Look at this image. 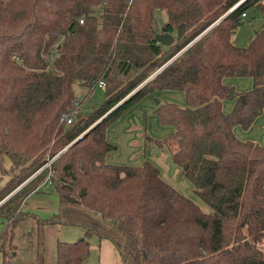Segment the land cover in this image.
Returning a JSON list of instances; mask_svg holds the SVG:
<instances>
[{"label":"trees","instance_id":"trees-1","mask_svg":"<svg viewBox=\"0 0 264 264\" xmlns=\"http://www.w3.org/2000/svg\"><path fill=\"white\" fill-rule=\"evenodd\" d=\"M239 1L0 0V157L10 159L0 188L1 264H15V226L27 219L22 235L34 256L22 264H46L51 224L83 229L77 240H56L55 264H83L92 235L110 239L122 264H264V144L234 131L264 110V23L242 44L233 38L244 22L264 18V0L229 11ZM157 10L169 32L185 25L170 45L156 38ZM228 76L253 85L239 91ZM100 80L105 101L77 117L73 82L85 99ZM157 89L182 91L186 104L160 101L155 113L172 131L145 139L168 149L210 211L150 160L107 159L117 149L108 127ZM226 99L234 100L229 111ZM45 182L58 196L56 213L22 211Z\"/></svg>","mask_w":264,"mask_h":264},{"label":"rangeland","instance_id":"rangeland-1","mask_svg":"<svg viewBox=\"0 0 264 264\" xmlns=\"http://www.w3.org/2000/svg\"><path fill=\"white\" fill-rule=\"evenodd\" d=\"M156 19L160 33L163 31V27L165 25V22L167 21V14L163 10H157ZM261 23H264V18L260 16H258L255 20L253 19V21L244 22L242 25L239 26L233 38H235V40H237L238 42L248 41L250 35L254 34L255 30L259 28ZM176 33L177 30L173 32L174 35H176ZM233 79H235V82H231L233 81ZM241 80L242 79L240 78H236V76H228L225 78V82H231L234 85H237V87L239 88L244 87V84H242ZM73 91L76 100H82L78 108V114L84 117L89 115L97 106L102 104L106 99L105 89L98 85L94 87L92 92L85 99H83V96L86 92V88L81 85L78 81L73 82ZM172 92L173 96L175 95L174 98H169L171 93H166L164 90L157 89L148 93L108 127L107 133L110 134L109 138L112 139L111 141L117 145V149L114 150V153L124 163L140 162L142 160L144 152L152 155L149 146L153 147L152 151H158L159 149L163 148L167 153L169 152L166 147L159 146L154 141L146 140L144 138L146 136V133L154 138H162L170 133L168 126L162 125L160 123L155 113V107L158 104L156 102L157 99H160V101H178L180 99L178 98L179 96H181L183 99L185 98L184 93L180 90H174ZM228 102V99H226L224 104L226 108L228 106ZM253 128L254 131H251L252 129H250L249 132H251L252 136L255 138L254 140H257V142L259 141V143L261 141L262 143V141H264V132H261L259 130L258 123H256ZM245 132H248V129H246ZM145 144L148 146H145ZM162 159L167 160L168 158L166 159V157L164 156V158ZM164 160H162L163 165L165 169H167L168 160ZM9 167L10 159L6 154H3L0 157V188L5 184V182L10 176ZM177 178L178 181L174 180V183L180 187L182 193L196 201L203 208V210L210 211V207L202 200H200L194 193L193 185L190 180L187 177L183 176L181 173L178 174ZM41 190L44 192H52V189L48 188H41ZM48 226L51 225H47L44 228V251L45 255H49L50 257V255H54V243L57 240V235H59L58 237H60V240H64L66 239V234L68 232L64 228L61 232H56L55 228ZM1 228L2 222L0 219V230ZM30 229L31 224L28 219L15 226V243L17 244L14 256L15 264H22L24 262H27L33 254V251L26 247V237L22 235V232L28 233Z\"/></svg>","mask_w":264,"mask_h":264},{"label":"crops","instance_id":"crops-1","mask_svg":"<svg viewBox=\"0 0 264 264\" xmlns=\"http://www.w3.org/2000/svg\"><path fill=\"white\" fill-rule=\"evenodd\" d=\"M232 77H235V76H232ZM236 78L242 79L241 82H242V84H244V87H242V88H239V87H237V85H235L237 90H239V91L248 90L253 85V79L250 76H238V77L236 76ZM231 82H235V79H233V81H231ZM231 84H233V83H231ZM164 91L166 93H169V92L171 93L169 98H174L175 95L173 96V92H172L174 90H164ZM178 98H180L178 101L176 99H172V100H176L178 102V104H180V105L186 104L185 98L183 99L181 96H179ZM176 101H174V102H176ZM228 101L229 102H228L227 108L224 106L225 100L223 103L225 111H229L234 104V100H228ZM263 115H264V113L260 114L255 119V121L253 122L254 125L256 123L259 124V130L261 132H264L263 131L264 130ZM254 125L251 128H248V132L250 131V129H252L251 131H254V128H253ZM168 129L170 130V132L172 131L171 126H168ZM245 130L246 129H244L241 125H236L234 127V131L240 139H242V140H247V139L254 140L255 138L252 136L251 132L248 133V132H245ZM109 137H110V134H108V139L111 141L112 139H110ZM255 141H257V140H255ZM260 143H261V141H260ZM261 144H264V141H262ZM145 146H148V145L145 144ZM149 149L151 150L152 155L144 152L143 156H142V160L138 163H124L121 159H119L117 157V155L114 153V151L109 153L107 159L109 162L118 163V164H141L146 159L150 160L160 169V173H161L162 177L165 180H167L169 183H171L173 186H175L178 190L181 191L180 187L174 183L175 182L174 180L178 181L177 177H178V174L181 173V167L178 165H175L172 162L171 157H170V153L169 152L167 153L163 148L159 149L158 151H152L153 147L149 146ZM164 156L166 157V159L168 158L167 159L168 160V168L167 169H165V167L163 165V161H162V160H164V159H162V158H164ZM167 160H164V161H167ZM172 165H174V166H172ZM40 188L51 189L50 184H48L47 182H45L43 185H41ZM40 188H38L36 191H33L28 196H26V198L24 199V201L21 204V209H22V211H28V212L36 213L37 215L42 216V217H52L56 213L57 208H58V196L53 192H49V191L44 192ZM48 227L55 228L56 232H61L63 228L66 229V231L68 233L66 234V239H64V240H68V241L77 240L83 234V229L78 228V226H71V225H65L64 226V225H58V224H51V226H48ZM58 236L59 235H57L56 239H60V237H58ZM88 241H89V253L86 256V258L84 259L83 264H122V259H121V255L119 253V250L117 249L116 245L110 239L98 238V237L92 235V236L88 237ZM54 249H55V243H54ZM33 256H34V254H32L31 258L28 261L32 260ZM44 256H45L46 264H55V254L53 256L50 255V257H49V255L48 256L45 255V251H44ZM1 261H2V258H1ZM0 264H1V262H0Z\"/></svg>","mask_w":264,"mask_h":264},{"label":"water","instance_id":"water-1","mask_svg":"<svg viewBox=\"0 0 264 264\" xmlns=\"http://www.w3.org/2000/svg\"><path fill=\"white\" fill-rule=\"evenodd\" d=\"M244 0H240L239 2H237L232 8H230L229 11L233 10L235 7H237L241 2H243ZM228 11V12H229ZM227 12V13H228ZM226 15V14H225ZM225 15H223L222 17H224ZM185 33V25L181 24L178 28H177V33L176 35H174L173 33L169 32L167 30V27L164 26L163 27V31L158 33L156 38L159 42L165 44V45H170L172 44L175 40H179L183 34ZM241 44L243 42H240ZM135 91V90H134ZM134 91H132L131 93H129L126 97H124L122 100H120L113 108H111L108 112H106L103 116H100L97 120H95L88 128H86L82 133H80L74 140H72L70 142L73 143L74 141H76L77 139H79L82 135H84L94 124H96L98 121H100V119H102L103 117H105L110 111H112L113 109H115L118 105H120L125 99H127ZM157 103H160V99L156 100ZM80 114H77V117H79ZM69 144V145H70Z\"/></svg>","mask_w":264,"mask_h":264},{"label":"built area","instance_id":"built-area-1","mask_svg":"<svg viewBox=\"0 0 264 264\" xmlns=\"http://www.w3.org/2000/svg\"><path fill=\"white\" fill-rule=\"evenodd\" d=\"M97 85L100 86V87H103V88L106 87V83L103 80L98 81ZM77 103H78V101L74 100L73 101V106L74 107L77 106ZM75 112H76V110H72L71 114L63 115V118H64L66 124H72L75 121V117H74ZM51 159L47 160V162L44 165L49 164Z\"/></svg>","mask_w":264,"mask_h":264}]
</instances>
